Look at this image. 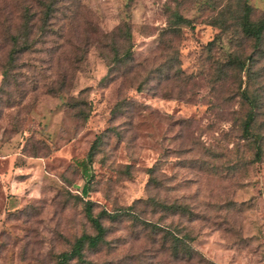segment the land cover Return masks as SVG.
<instances>
[{"label": "rangeland", "instance_id": "1", "mask_svg": "<svg viewBox=\"0 0 264 264\" xmlns=\"http://www.w3.org/2000/svg\"><path fill=\"white\" fill-rule=\"evenodd\" d=\"M210 1L61 0L8 62L38 5L0 0V264H264V53L243 0ZM256 105L260 155L242 128ZM87 204L118 215L63 263L95 232Z\"/></svg>", "mask_w": 264, "mask_h": 264}, {"label": "trees", "instance_id": "2", "mask_svg": "<svg viewBox=\"0 0 264 264\" xmlns=\"http://www.w3.org/2000/svg\"><path fill=\"white\" fill-rule=\"evenodd\" d=\"M211 3V1L209 0ZM61 0H37L38 9L35 11H30L29 7H24L22 13V21L19 27L15 30L13 34V43L14 45L9 51L8 62H13L15 60V54L21 50L28 48V43L31 41L30 37L33 32L37 33L40 36H46L48 31L52 30L51 19L55 14V11L58 9ZM230 4L226 3L220 10V14L217 17L216 23L218 27L223 30L226 25L225 18L223 17L224 13L230 9ZM222 16V17H220ZM239 28L244 35L249 39H253L255 46L258 48V51L264 53V15L258 18L251 17V5L246 1H242L241 13L237 15ZM189 20L180 13H175V18L170 22V27L173 32H177L180 25L188 23ZM239 57L235 55L232 58L233 62H239ZM241 66L245 64V60L239 63ZM247 88L244 91V96L247 98ZM248 99V98H247ZM249 100V99H248ZM255 101H250V104L253 107ZM261 107H257L255 110L250 108L249 113L247 114L245 121L242 124L243 134L247 137H252L257 142L256 145V155H260L262 150V134L258 133L254 129L257 113H259ZM258 134V136H257ZM87 183L82 187V192L87 191ZM86 213L89 217L95 232L92 234L83 233L77 237L69 251H64L60 254V260L63 263H66L69 259L82 256V250L85 245L88 247H96L103 239L106 232V228L101 221V217L108 215L109 217H114L118 215L114 212H107L106 210L99 211L96 214L92 213L91 206L87 204ZM175 239L178 241L181 240V236L176 235ZM175 254L177 256L180 253H185L190 255L191 250L189 247L185 246L184 248L177 249V244H175Z\"/></svg>", "mask_w": 264, "mask_h": 264}]
</instances>
